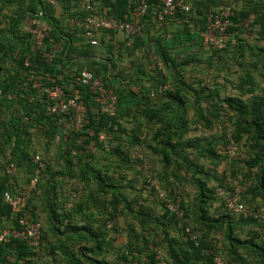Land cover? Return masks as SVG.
I'll return each instance as SVG.
<instances>
[{"label": "trees", "instance_id": "obj_1", "mask_svg": "<svg viewBox=\"0 0 264 264\" xmlns=\"http://www.w3.org/2000/svg\"><path fill=\"white\" fill-rule=\"evenodd\" d=\"M24 1L26 0L18 3L19 6L13 13L6 17L1 15L0 19V235L5 231L20 230L18 218L29 213L40 224L41 236L37 252H32L23 239L8 237L5 242H0V264H56L60 255L54 250L62 252L66 264H81L79 257L87 259L90 264H127L128 256L132 253L144 255L149 264H214L213 258L216 256L224 261L226 259V264H264V223L244 214H237L236 218L235 214L225 210L222 201V211L216 208L214 215L210 214L218 198L216 190L220 188L224 192L231 191L226 179L233 181L238 178V184L244 188L240 186V197L264 206V47L239 41L232 55L216 50L206 59L207 66L216 62L215 66H210L214 68V78L227 75L232 69L228 67H238L236 73L240 75L233 86L239 92L238 95L220 98L218 87L196 90L183 80L181 66L188 65L189 62L184 61L180 65L169 57L160 38L162 32L155 38L156 48L153 54L166 74L147 73L146 61L150 55L144 49L145 45L139 34L143 29L140 24L141 30L132 38L131 44L122 45L127 53L134 51L141 53L142 57L146 55L144 60L133 66L139 73V79H136L139 89L136 92L126 86L121 90L109 87L105 82L109 68L105 65L102 68H86L117 96L116 111L109 115L95 101L94 92L80 84L78 78L83 68L77 67L78 58H73L75 51L71 45L68 46V41L59 43L61 51L56 60L52 59L61 68H55L46 74L42 62H35L38 68L34 67L35 53L32 44L35 38L22 32L20 23L23 15L35 13L37 8L44 15L45 7L49 10L51 8L44 0H28L27 6L23 7L21 4ZM95 1L91 13L119 19V16L111 12L97 11ZM176 1L180 3L174 15L187 18L192 7L186 0ZM117 2L132 10L128 0ZM152 4L157 5V12L158 0H148V11ZM185 6L189 7L188 11H185ZM226 6L230 7L231 12L224 35L234 31L247 32L264 39V12L260 4L236 10L230 2L200 0L193 8L202 15L204 31L209 15L216 14ZM111 7L117 8L114 5ZM85 15L83 11L78 17L68 16V25L70 20H82ZM141 19L138 20L139 23ZM247 20L252 22L244 27ZM163 21L158 24L164 23ZM48 29L52 41L59 42V21L51 18ZM70 29L80 33L84 39L79 27ZM44 39H41L42 42ZM44 44L46 46V42ZM25 59L29 60V67L23 66ZM71 61L75 62L71 64ZM255 72L259 84L255 81ZM126 77L131 79L130 74ZM144 79L151 83L149 87L141 85ZM130 81L127 82L128 85ZM34 83H38L39 87L33 86ZM165 84H168V90L156 91L158 86ZM70 85L79 92L86 109L78 129L74 126L70 112H49L50 102L44 92V89L57 86L67 97L72 91ZM152 90L155 94L150 96ZM242 96L247 99L243 101ZM69 121L72 126H64ZM197 126L208 132L215 126V131L205 136L196 132ZM61 132L65 136L60 139L62 151L59 160L62 163L57 170L50 158L45 159L37 151V137L38 133L42 134L46 140L44 145L48 148L52 139ZM101 134L104 135L103 139H99ZM231 141L237 147V152L233 157H228L225 149ZM33 142L36 146L32 151ZM88 147H92L93 151L88 150ZM140 147L147 151V157L156 158L162 164L160 176L166 177L161 180L165 187L162 191L167 200H172L175 194L181 197L182 219L165 210L157 198V191L146 187L145 175L149 173L154 178L155 174L153 175L151 165ZM217 147L222 150L218 151ZM137 151L142 154V159L132 158V154ZM36 155L44 157L45 168L37 174L34 186L42 193L28 197L25 193L28 192L29 182L35 177L33 158ZM226 158L232 160L230 174L217 177L215 172L221 160ZM202 160L213 164L204 167L200 164ZM234 160H238L237 164ZM133 164H137L140 176L143 174V188L148 189V193H153L154 202L160 209L159 214H156L154 208L138 201L142 200L141 195L129 200L120 192L123 184H115L114 173H119V180L127 182L125 171ZM99 165L100 168L97 167ZM157 175L159 176L158 173ZM57 176L69 177L77 187L71 190L82 192L80 199L72 202L71 210L64 208L66 201L59 202L53 196L54 179ZM211 177L218 182L216 187L208 186ZM189 180L196 188L193 198L181 186L182 182ZM6 193L12 198L26 197L23 208L17 214L12 212L11 206L5 201ZM94 193L108 197L105 200V221L101 224L102 228L105 225L106 231L114 225L117 214L128 213L132 216L126 226L125 251L114 261L87 258L84 254L85 251L93 255L104 253L103 243L109 246L114 241L108 235L106 241H99V233L91 228L71 229L65 226L63 231L59 229L70 213H84L95 203ZM248 209L264 213L260 208ZM88 219L92 220V216ZM248 224L257 225V230L246 232L244 228ZM169 227L180 228L185 240L172 237ZM185 228L197 235L196 243L187 238ZM92 240H95L93 247L87 248V243ZM73 241L84 244L78 246L76 254L64 251L72 247ZM157 249L160 250L163 262L156 258Z\"/></svg>", "mask_w": 264, "mask_h": 264}, {"label": "crops", "instance_id": "obj_2", "mask_svg": "<svg viewBox=\"0 0 264 264\" xmlns=\"http://www.w3.org/2000/svg\"><path fill=\"white\" fill-rule=\"evenodd\" d=\"M20 1L21 0H0V19H2L1 15H5L6 17L13 13L19 6L18 3ZM44 1L51 8L49 10L45 7L46 15L43 14V11L40 10V8H37L38 11H36L35 13H28L27 15H23L20 23V30L35 38V41L32 44V50L35 53L33 58L35 68H38V65H36L35 63L37 61L40 64L42 62V65H44L42 66V68H44V72L46 74L51 73V71L55 68H61L60 66L55 65L52 59L56 60L58 54L61 51L59 43L63 44L68 41V46L71 45L75 51L73 58H78V68H102V65H105L107 66V68H109L108 78L105 81L107 85H109V87L115 90H121L124 86H126L127 89L133 92H136L139 89V85L136 81V79H139V73L138 70L134 68V64L144 60V57H146V55L142 57L141 53H136L134 51L133 53H131L130 51L127 53L122 46L123 43H125V38L120 34L112 32H98L96 34L97 44L92 46L82 38L80 33H77L70 29L71 27H69L68 25V16L74 15L75 17H78L79 14L83 12L81 0H62L61 3H57L54 0ZM117 1L118 0H96V9L97 11L101 10L103 12H111L112 14L119 16V19H123V21H132L131 10H129L128 7H124L122 3H118ZM186 1L188 5L192 7V10L188 13V17L185 19L174 15L170 18L167 17L168 19L164 20V23L161 22L162 24H158V20L156 18L157 5L153 4L151 5V10H147L144 17H141L142 19L140 18L141 20L140 23L138 22V24L140 28L141 24L143 29L141 30L139 28V30H141L139 34L141 35V38L144 42V49L150 55L146 61L145 70L151 75H156L157 72H161V74L163 75L165 73L161 64L158 62L156 56L153 54V51L156 48L155 38H157L158 34L162 32V36H160V38L162 39L164 47L167 49L169 57L176 64L181 65L184 61L189 62L188 65L181 66L182 69L180 70V74L183 77V80L191 84V86L196 90L202 87H209L211 89H215L218 87L220 98H223V94H227L229 91L232 92L231 88H233L231 86L232 84L230 86H227L226 83L223 82L226 81L228 77H230L231 82L237 80L238 76L240 75L236 73V71H238V67H228L232 69H230L231 71L227 75L214 78V68L210 66H215L216 62L214 61L213 64L207 66L206 59L211 56L212 53L216 50H220L224 53L227 52L229 55H232L236 51V47L238 46L239 41L247 42L250 45L257 47H264V39H260L257 35L254 34L252 35L247 32L238 33L236 31L219 37L208 35L206 31H204L202 15L196 13L193 8L194 4L198 3V1L200 0ZM222 1L232 3L233 7L236 10H245L251 8L253 5L260 4L262 5L264 12V0ZM27 4L28 0L24 1L21 5L25 7L27 6ZM112 5L117 6V8L113 9L111 7ZM51 18H55L59 21V27L61 29V33L59 35L61 38L59 42L52 41V38L50 37V34L48 32V22L51 20ZM43 37L45 38L43 42H46L47 47L41 40ZM45 48H47V50H45ZM73 62L75 61H71V64ZM73 67L76 66H71V68ZM128 74H130L131 79H128L126 77ZM256 74L257 73L255 72V81L259 84V80H257ZM58 78H61L60 75L58 76ZM129 80H131V83L129 82L128 85L127 82ZM135 81L136 83H134ZM150 84L151 83H149L145 79L141 83V85L146 87H149ZM69 88L72 89L73 87L70 85ZM241 99L244 101L247 98H244L242 96ZM69 122L70 123L65 122L64 126H72V122ZM38 134V137L41 139L42 142L41 151H44L45 154H47V158H50V160H52L54 168L58 170L59 165L62 163L59 160V154L60 151H62L60 147V139L65 136L64 132H61L59 134L60 136L56 135L54 139H52L48 148L44 145V142L46 140L43 135L40 133ZM88 150L93 151V148L88 147ZM97 167L100 168V165ZM33 173L35 176V170ZM117 174L119 173H114L113 175L115 184L122 185L123 183H126L122 180H119V175ZM141 177L143 180V174ZM74 183L75 182L69 179V177L67 176H57L54 179L55 188L53 196L59 202L66 201L64 204V208H66V210H71L72 202L76 201L77 199H80L82 195V192H74L71 190V188H77ZM143 191L145 193L144 195L142 194L143 197L150 196L148 191L146 192L145 189H143ZM41 193L42 192L40 189H35L34 186H31L29 182L28 192L25 193L28 197H32L33 195H40ZM150 199L151 198L149 197L147 204L151 207ZM105 200H108V197L94 193L95 203L91 205L89 209L84 213H70V215H68L69 218L60 224L59 229L63 231L65 226L71 227V229H82L83 227H86L91 228L92 231L99 233V241H103V239H105L106 241L108 239V236L110 239H114L113 236L103 235L101 232V224L103 221H105ZM215 204L216 203H214L213 206H215ZM213 208L216 209L217 207ZM89 216H92V220L88 219ZM101 236H103L104 238H102ZM172 237L181 238L185 240L182 234ZM94 243L95 240L89 241L87 243V246L93 247ZM71 244L72 247H78L80 244L84 243L78 244L73 241ZM103 245V249L105 252L107 246L105 245V243H103ZM163 251L165 250L163 249ZM98 260H101V257H98Z\"/></svg>", "mask_w": 264, "mask_h": 264}, {"label": "built area", "instance_id": "obj_3", "mask_svg": "<svg viewBox=\"0 0 264 264\" xmlns=\"http://www.w3.org/2000/svg\"><path fill=\"white\" fill-rule=\"evenodd\" d=\"M131 2L132 10L131 16L132 21H123L115 19L104 14H93L91 13L94 9V0H81L82 9L85 12V16L82 20L72 19L69 22L71 27H79L82 32L86 42L92 46L97 44L96 34L98 32H112L120 34L125 38V44L130 45L132 38L139 31L138 20L145 15L148 10V0H128ZM180 1L176 0H158V11L156 18L159 21H163L166 17H171L175 14L177 6ZM185 11L189 10V7L185 6ZM230 7L226 6L221 11L216 14H210L208 21L206 23V33L212 36H223L225 30L229 24ZM252 20H247L244 22V27H248ZM29 60L23 61V66L29 67ZM79 82L81 85L90 88L94 92V99L101 105V110L113 115L116 111L117 106V96L113 90L107 88L101 81L100 78L95 77L87 69H82L79 73ZM33 86L39 87L38 83H34ZM168 84L163 86H158V92L168 90ZM46 99L50 102L49 112L51 114L55 113H68L72 114V121L76 129L80 128L83 118L86 112L85 106L80 99L79 92L76 89H72L69 96H65L62 90L55 86L53 88L44 89ZM155 91L150 92V96H153ZM2 95L0 89V96ZM208 134V131H204ZM104 135H99V139H103ZM226 153L228 157H233L237 152V147L231 141L226 146ZM132 158L142 159V154L140 152H134ZM33 163L35 164V177L30 181L31 186H35L37 183V174L42 172L45 168L44 159L36 155L33 158ZM147 167L145 166V169ZM227 184L231 188V191L224 192L222 189L218 188L216 190V195L222 199L223 206L225 210L231 214H244L248 218L258 219L260 222L264 223V213L255 212L249 210L244 203L240 201V189L236 184L226 179ZM146 187L148 189L154 188L157 191V198L162 202L163 207L168 212L174 214L177 218L183 217V210L181 209V197L175 194L172 200H167L165 193L160 190L156 184L155 179L149 174L145 177ZM5 201L11 206L13 213L17 214L18 211L23 208L25 204L26 197H15L12 198L7 193L4 195ZM18 224L21 229L18 231H5L0 235V242H5L8 237L23 239L26 244L31 248L32 252H37L40 243L41 236V226L34 218L29 214H22L18 218ZM109 227V226H108ZM184 233L187 238L196 243L197 235L189 228H185ZM214 264H225L220 257L213 258Z\"/></svg>", "mask_w": 264, "mask_h": 264}, {"label": "rangeland", "instance_id": "obj_4", "mask_svg": "<svg viewBox=\"0 0 264 264\" xmlns=\"http://www.w3.org/2000/svg\"><path fill=\"white\" fill-rule=\"evenodd\" d=\"M235 81L231 82L230 77H228V79L226 81H224L223 83H226L227 86H230L233 83V85H231L233 87L236 83ZM231 90H232V92L229 91L227 94L224 93L223 97L237 96L238 95L239 92H237L234 87L231 88ZM243 97L246 98V96H243ZM196 129H197L196 132L199 131L201 134H204L205 136H209V134H211L212 132L215 131L214 130L215 126H213L212 129H210V131H209L210 133L208 132L209 134H205L204 130L200 126H197ZM31 146H32V151H33V148L36 146V144L33 142V143H31ZM140 148L145 153L144 155L147 158V162L151 165V168H152L151 170H152L153 175L155 174L154 179L156 181L158 188L160 190L164 191L165 187H164L163 181H161V180H164L166 177L163 178L160 176L162 164L160 162H158V160L156 158L152 159L151 157H147L146 156L147 151L144 149V147H140ZM38 149L39 150H37V151H39L46 159L48 156H47V154H45L44 151H41L42 150V142H41V139L39 137H38ZM221 150H222L221 147H219L218 151H221ZM241 155H242V153H241ZM237 162H238V160H234V163L237 164ZM200 164L203 165L204 167H206L208 165L212 166L213 163H209L206 160H202V161H200ZM231 166H232V160H230L228 158L222 159L220 165L218 166L217 171L215 172V175L217 177H222L223 175L230 174L229 170L231 169ZM157 173L159 174V176L158 175L156 176ZM125 174H126L128 181L126 183H123V189L120 190V192L123 194V196H125L129 200H132V199H135L136 197H138V195H141L142 200L138 199V201L140 203H143L146 206H148L147 201H148V198L150 197L151 198L150 199L151 200V208H154L156 214H159L160 209H159L158 205H156L154 202L153 193H149V195H150L149 197H146V196L143 197L142 196V194L144 195L145 193L143 191L144 188L142 186V177L140 176V171L138 169L137 164H133L127 171H125ZM237 179H234L233 182L236 184V186L239 187L240 193H241L242 189H244V188L241 186L240 183H239L240 185L238 184ZM217 184H218V182L215 179H213V177H211L210 180L208 181V186H210V187H216ZM181 186L183 187V189L185 190V193L188 194L190 198H193L196 195L195 185L193 183H191L190 180L182 182ZM240 186L242 187V189ZM147 191H148V189L146 190V192ZM240 201L242 203L245 202L244 205L250 209H254V208L259 209L260 208V209L264 210L263 204H261L259 202L252 201L251 199L250 200L249 199H243L241 197H240ZM215 203L218 205L215 204L214 207H217V209L219 208L222 211L223 208H222V204H221V199L217 198ZM105 205H107V203H105ZM134 207H136V206H134ZM210 212H211V214L214 213L213 207L211 208ZM235 217L237 218L238 215H236ZM131 219H132L131 214H128V213L117 214V217L115 218V223H114V225L112 224L111 229H107L108 231H106L105 225H103V228L101 230L102 234L113 236V238L115 240L114 243L112 242L111 245L107 246L105 249L106 251L100 255L99 254L93 255V254L87 253L85 251L84 254H86L88 257L86 255L85 256L87 258L92 257V258H95L97 260H98V257H101V260L114 261V259H116V256H119L123 251H125L123 248H124V245L126 244V241H127V233H126L127 227L126 226L131 221ZM257 228H258L257 225L256 226L249 225L248 227H245L244 229L246 230V232H248L251 230H257ZM169 232L172 236H178L181 234L180 228H177V227H170ZM242 237H243V235H242ZM67 247H68V245H67ZM87 248H90V247H87ZM77 250H78V247H68V249H65L64 251H69V252H72L73 254L74 253L76 254ZM54 252H56L57 255H60L59 261H57L56 264H66L67 261H66L64 255L62 254V252H60L58 250H54ZM156 254H157V257H156L157 260L159 262H163L162 256H160V250L157 249ZM127 260H128L127 264H148L149 263L148 260L146 259V257H144L142 254H138V253H132L131 255L128 256ZM79 261L81 264H90V262L85 258L79 257ZM225 261H227V260L225 259ZM225 264H226V262H225Z\"/></svg>", "mask_w": 264, "mask_h": 264}]
</instances>
